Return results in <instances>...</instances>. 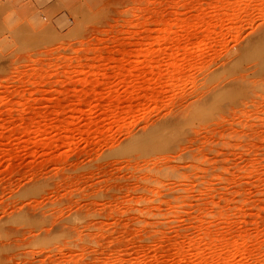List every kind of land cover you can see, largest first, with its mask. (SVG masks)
<instances>
[{
    "label": "rangeland",
    "instance_id": "obj_1",
    "mask_svg": "<svg viewBox=\"0 0 264 264\" xmlns=\"http://www.w3.org/2000/svg\"><path fill=\"white\" fill-rule=\"evenodd\" d=\"M0 264H264V0H0Z\"/></svg>",
    "mask_w": 264,
    "mask_h": 264
}]
</instances>
